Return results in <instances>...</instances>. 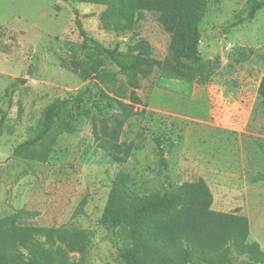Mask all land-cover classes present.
<instances>
[{
  "label": "rangeland",
  "instance_id": "obj_1",
  "mask_svg": "<svg viewBox=\"0 0 264 264\" xmlns=\"http://www.w3.org/2000/svg\"><path fill=\"white\" fill-rule=\"evenodd\" d=\"M103 10L57 0H0V119L6 114L0 127V218L30 212L22 213L19 225L60 230L32 234L31 241L61 264H120L111 234L99 219L119 172L128 174L129 188L138 195L164 192L165 176L153 142L158 138L170 182L202 178L212 194V209L245 216L247 241L257 242L264 253V101L256 94L264 76V8L224 33L245 17L246 0H209L199 26V51L219 66L208 84L190 82L199 87L195 97L189 99V81L160 70L140 80L137 90L124 93V102L135 103L139 114L123 126L120 140L135 146L123 165L98 149L91 134L93 120L115 113L116 107L100 101L94 82L62 68L59 58H68L70 47L78 56L82 38L76 18L103 46L119 44L124 52L142 39L159 60L167 54L169 35L149 12L137 23L138 36L114 33L100 21ZM105 68L122 79L108 61ZM160 77L158 86L164 91L152 93ZM79 95L86 102L69 105L55 120H71L75 133L56 138L44 161L33 151L13 157L17 145L43 128L51 105ZM13 246L17 252L9 264L32 259L27 244ZM189 264L214 263L211 255L195 254ZM225 264L248 263L234 256Z\"/></svg>",
  "mask_w": 264,
  "mask_h": 264
},
{
  "label": "trees",
  "instance_id": "obj_2",
  "mask_svg": "<svg viewBox=\"0 0 264 264\" xmlns=\"http://www.w3.org/2000/svg\"><path fill=\"white\" fill-rule=\"evenodd\" d=\"M66 4H92L104 7L100 21L117 34H132L144 13L156 15L159 26L169 35L167 54L162 59L153 56L152 48L142 39L131 42L126 51L119 44L107 48L90 37L79 18L75 24L82 43L79 53L70 47L68 58L60 57L62 68L68 69L82 81H92L97 88L96 96L109 108L117 111L94 119L91 134L95 146L111 161L125 164L135 146L120 140L123 126L128 119L138 115L135 103L122 99L129 89L137 90L140 80L148 78L154 70L168 76L184 79L198 85L208 84L218 69L216 60H204L199 46V26L207 13L209 0H57ZM244 18L233 22L224 30L250 20L264 8V0H246ZM78 16L77 11H74ZM106 61L117 68L122 76L105 68ZM264 101V76L256 90ZM88 94H92L89 93ZM137 101V100H134ZM82 96L51 105L44 114L43 128L37 134L20 143L13 150V157H23L33 151L39 161L47 156V147L63 134H73L76 127L69 119L56 124V118L69 105L85 103ZM6 114L0 119V127ZM158 166L165 176L162 194L138 195L129 188V176L125 172L115 175L99 223L110 234L116 246L120 264H189L193 255L206 254L213 257L214 264L228 263L234 256L243 257L248 264L264 262V253L257 242H248L249 224L245 216L218 212L212 209V194L206 182L199 178L193 182L173 184L169 180L168 166L161 147V140H153ZM30 212H20L0 218V264H9L16 250L13 243L27 244L32 259L21 264H61L54 256H48L31 241L32 234L52 235L61 232L53 228H27L18 219ZM177 250L174 254L170 251ZM169 255V256H167Z\"/></svg>",
  "mask_w": 264,
  "mask_h": 264
},
{
  "label": "crops",
  "instance_id": "obj_3",
  "mask_svg": "<svg viewBox=\"0 0 264 264\" xmlns=\"http://www.w3.org/2000/svg\"><path fill=\"white\" fill-rule=\"evenodd\" d=\"M160 79H161V77L157 80L156 85L153 86L152 93L153 92H162V91H164L161 87L158 86ZM186 85H187V87H189V94H188L189 95V99L195 97L196 92L199 91V87L197 88V86L195 84L190 83V82H188ZM257 87H258V85H257ZM205 90H206V88L202 89V91H204V92H205ZM152 109L155 110L154 108H152ZM155 111H158L160 113H166L167 112V111H159V110H155ZM218 212H220V211H218Z\"/></svg>",
  "mask_w": 264,
  "mask_h": 264
}]
</instances>
